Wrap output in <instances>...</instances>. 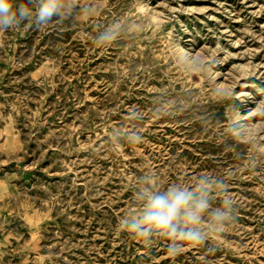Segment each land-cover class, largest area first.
Wrapping results in <instances>:
<instances>
[{"label":"rangeland","instance_id":"obj_1","mask_svg":"<svg viewBox=\"0 0 264 264\" xmlns=\"http://www.w3.org/2000/svg\"><path fill=\"white\" fill-rule=\"evenodd\" d=\"M60 4L0 32V264H264V0ZM205 178L223 233L119 231L146 182Z\"/></svg>","mask_w":264,"mask_h":264},{"label":"clouds","instance_id":"obj_2","mask_svg":"<svg viewBox=\"0 0 264 264\" xmlns=\"http://www.w3.org/2000/svg\"><path fill=\"white\" fill-rule=\"evenodd\" d=\"M61 10L60 0H0V32L14 31L24 23L47 25ZM111 38L106 32L99 39ZM214 186L206 178L193 189L181 183L146 182L134 193L135 204L119 221V231L139 242L164 238L169 254H178L185 245L199 246L209 232L223 233L236 219L227 188L220 206L212 207L210 189Z\"/></svg>","mask_w":264,"mask_h":264},{"label":"bare ground","instance_id":"obj_3","mask_svg":"<svg viewBox=\"0 0 264 264\" xmlns=\"http://www.w3.org/2000/svg\"><path fill=\"white\" fill-rule=\"evenodd\" d=\"M170 34V33H169ZM172 36V35H171ZM170 36V37H171ZM174 45L179 49V45L177 44V42L174 43Z\"/></svg>","mask_w":264,"mask_h":264}]
</instances>
